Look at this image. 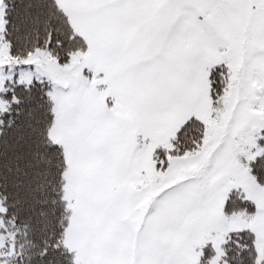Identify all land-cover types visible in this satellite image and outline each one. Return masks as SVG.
<instances>
[{"label":"snow or ice","instance_id":"6c2138e0","mask_svg":"<svg viewBox=\"0 0 264 264\" xmlns=\"http://www.w3.org/2000/svg\"><path fill=\"white\" fill-rule=\"evenodd\" d=\"M0 264H264V0H0Z\"/></svg>","mask_w":264,"mask_h":264},{"label":"trees","instance_id":"16d2710c","mask_svg":"<svg viewBox=\"0 0 264 264\" xmlns=\"http://www.w3.org/2000/svg\"><path fill=\"white\" fill-rule=\"evenodd\" d=\"M72 47H76V48H83V43L81 41H76L73 45H71Z\"/></svg>","mask_w":264,"mask_h":264}]
</instances>
